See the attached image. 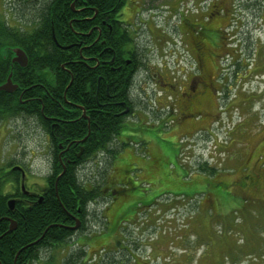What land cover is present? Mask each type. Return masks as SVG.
Wrapping results in <instances>:
<instances>
[{
    "label": "flooded vegetation",
    "instance_id": "flooded-vegetation-1",
    "mask_svg": "<svg viewBox=\"0 0 264 264\" xmlns=\"http://www.w3.org/2000/svg\"><path fill=\"white\" fill-rule=\"evenodd\" d=\"M20 1L26 4L24 11L27 16L21 19V24L30 26L26 32L36 33L44 26L49 29L54 43L63 42L60 48L67 52L62 67L70 80L67 86L73 80L71 70L73 66L74 68L78 66L85 84L79 95L83 98L82 101L65 98L57 103L62 112L61 116L46 115L43 112V103L48 107L54 105V101L48 100L45 89L42 94L36 93L33 100L34 104L37 100L41 103L40 115H22L32 119L44 133L49 172L53 164L52 141L60 138L61 132L65 142L59 143L57 148L63 173L66 165L80 167L89 164L91 157H84L87 153L84 144L91 132V122L98 132L103 130V117L106 115H110L111 122L117 123L119 120L121 125L117 130L115 126L110 134L111 141L107 147L113 152L112 155L107 158L109 155L106 157L103 152L105 158L101 160L106 162L105 167L98 169L102 170V174L100 173L97 179L82 180L87 190L95 189V198L92 202L95 205L102 204L101 211L98 212L95 208L90 212L88 205L85 213L80 212V209L76 211L77 213L66 212L69 224L65 227L72 234L62 246L66 253L60 258V263L129 264L123 257H130L135 253L129 249L127 243L121 244L112 239V245H109L110 247L107 245L112 231H115L114 227L118 229L120 223L123 224L132 217L127 209L119 217L110 213L116 195L126 193L131 184L130 178L128 176L125 178L122 170L113 167L115 153L123 147L122 141L127 138L124 127L139 125L141 117L145 116L147 119L148 117L156 119L160 129L176 134L178 142L190 139L206 140L214 136L213 126L218 123L219 110L236 97L235 93L240 85L238 77L241 65L238 62L239 58H234V54L240 53L242 43H239L237 33L232 30L237 19L229 18L234 0H112L108 5H93L89 0H64L65 2H56L50 7L47 19H42L43 8L44 4L51 0ZM21 20L18 18V21ZM21 28L25 31L28 27ZM165 43L169 44L166 50L163 46L160 48L161 44ZM70 48L75 49L69 50ZM168 53L169 62L173 67H170L171 69L167 62L164 63L165 68L162 66ZM44 71L52 75L48 69ZM86 79L93 81L92 92L89 91ZM231 82L235 84L229 87ZM15 83L19 86L18 82ZM117 85L123 87V93L119 97L114 92ZM36 86L33 84L30 87ZM229 88L233 89L232 93ZM22 90L24 89L19 86L20 103L25 102L21 101ZM86 97L87 100H84ZM28 103L30 104L31 100ZM97 154H93V157ZM13 167L17 168L12 170ZM114 169L121 174L118 179L116 173L113 174V178ZM0 177L8 179L7 183L13 187L12 193L8 194L13 200L12 210L15 211L16 227L17 218L24 209L31 210L43 204L45 198L51 194L47 176L39 180L35 173L30 172L28 167L21 163L6 164ZM58 177L53 183L54 186ZM243 177L249 180L246 183L242 182V188L235 190L236 192L258 190L260 179L258 173L255 176ZM234 181L229 179L224 185L230 186ZM171 183L174 186L178 185L174 180ZM208 186L211 189L209 194L207 191L209 199L202 201L204 203L201 202L198 208L201 204H206L205 208L214 209L217 204L223 202L214 191V186L211 188L209 183ZM107 203L111 205L108 211L103 213ZM151 204L152 202L149 203ZM124 217L126 219H123ZM3 218L8 220L10 217ZM111 222L113 226L109 229L107 226H110ZM107 232L109 235L105 234ZM120 232L125 241L128 239L127 236L132 234L128 227L122 228ZM86 233H93L92 242L88 241L87 245L84 241L80 245L75 243L79 236L82 235L84 238ZM4 234L6 233L0 228V239ZM42 237L43 233L34 243L38 252L33 263L43 259L45 263L52 264L58 254L56 252L58 246H46ZM89 248L100 252L90 256ZM107 249H110L108 251L110 254H106L108 256L102 259L100 253L101 251L106 253ZM16 259L17 254L12 264H15Z\"/></svg>",
    "mask_w": 264,
    "mask_h": 264
},
{
    "label": "rangeland",
    "instance_id": "rangeland-1",
    "mask_svg": "<svg viewBox=\"0 0 264 264\" xmlns=\"http://www.w3.org/2000/svg\"><path fill=\"white\" fill-rule=\"evenodd\" d=\"M25 7L20 0H0V20L12 27L27 26L25 31H28L30 26L21 24L27 16ZM231 9L229 18L237 19L232 30L242 43L240 53L234 54L241 65L240 85L236 97L219 110L218 123L213 126L214 136L206 140L178 142L176 134L160 129L156 119L145 116L141 117L139 125L124 127L127 138L115 153L113 167L122 170L131 184L126 193L116 195V204L110 213L119 217L127 209L132 217L120 223L118 229L114 227L107 245H112V239L127 243L137 254L133 264H264V0H234ZM18 18L22 20L18 21ZM168 45L161 44L160 48L163 46L166 50ZM169 54L162 66L167 62L168 67L173 68ZM12 56V53H2L0 57L7 62L0 60L11 63ZM232 84L235 82L229 87ZM230 91L232 93L233 89ZM45 141L41 128L27 116H9L0 120V175L6 164L17 162L43 180L49 174ZM229 151L235 152L237 159L242 157V163L246 161L245 166L253 176L258 173V190L235 191L249 178H242L245 175L240 171L243 164L228 171L229 166L224 163ZM223 152L226 157L221 162ZM93 156L78 172L83 179H97L102 171L98 169L103 167L104 153ZM208 164L215 167L216 172H221L212 176L197 168ZM170 167H179L175 173L181 177L171 172ZM114 173L116 179L121 176L117 169L112 175ZM229 179L235 181L226 187L224 182ZM172 180L178 185H172ZM208 183L211 188L214 186L223 202L214 209L205 208L206 204L198 208L202 201L209 199L207 191L209 194L211 189ZM12 189L10 183H5L1 192L7 195ZM9 199L8 194L6 200ZM110 205L107 203L102 212L108 211ZM95 208L101 211L102 204H92L88 211ZM112 224L107 228L110 229ZM125 227L132 231L127 241L120 232ZM86 234L84 238L79 236L75 243L80 245L84 241L87 245L88 241L92 242L93 233ZM105 234L109 235L108 232ZM109 250L106 253L101 251L102 259L110 254ZM56 252L52 264H61L60 258L66 250L60 247ZM88 252L91 256L100 251L89 248ZM127 261L131 264V260ZM35 264L48 263L39 259Z\"/></svg>",
    "mask_w": 264,
    "mask_h": 264
},
{
    "label": "trees",
    "instance_id": "trees-1",
    "mask_svg": "<svg viewBox=\"0 0 264 264\" xmlns=\"http://www.w3.org/2000/svg\"><path fill=\"white\" fill-rule=\"evenodd\" d=\"M112 0H89L91 4L96 5H108ZM57 3L65 2L64 0H51L49 3L44 4L43 18L47 19L46 15L49 12L50 7ZM70 2V1H69ZM68 2V3H69ZM67 5V3H66ZM63 42L58 44L51 40V34L49 29L42 26L39 32L28 33L21 30V28L12 27L5 20H0V54L12 53L13 47H20L28 56V63L25 67H19L16 64L6 63L7 59L0 60V82L6 78L11 72L12 81L18 82L19 86L24 89L22 94V100L25 102L20 103L18 101L19 86L13 93L0 92V120L6 119V117L19 115H40L39 100L34 104V98L36 93L42 94L43 89L46 90L48 100L54 101V105L47 106L43 103V112L47 114H54L61 116L62 112L58 108L57 103L62 102L65 98H72L76 101H82L79 95L82 93V89L85 86L82 80V73L78 70V66L71 67L73 80L69 86V75L63 69L65 62L66 50H62ZM70 48L69 50H74ZM44 69L52 72L50 75L45 72ZM92 74V73H90ZM89 74V75H90ZM88 76V72H86ZM89 84V91H93V81L85 80ZM1 82V83H2ZM37 83V84H36ZM33 84L37 85L36 88H31ZM38 84L42 85L39 86ZM123 87L117 85V90L114 91L119 97L122 93ZM65 95V97H64ZM40 99V98H38ZM89 99H92L89 97ZM31 100V103L28 102ZM87 100V97L84 98ZM117 123L110 121V115L103 117V130L98 132L96 126L91 122V132L87 136L85 141V150L87 151L85 158L91 157L93 154L104 152L106 157L109 158L112 155V151L109 150L107 145L110 143V134L114 131L116 126L119 128L120 122ZM53 142V164L52 168L47 175V180L51 185V194L48 198H45V202L41 205L33 207L31 210L24 209L19 216L17 227L7 232L9 226V219H16L14 216L15 211H9L6 205L7 195L2 194V189L7 183L8 179L0 177V228L6 233L0 239V264H12L13 258L17 254L15 264H30L37 256V248H35V241H37L43 233L42 239L46 246L52 247L57 245L58 248L62 247L66 241L71 237L72 232L65 227L68 223L66 212H76L80 209V212H86V207L92 205V199L95 198V189L87 190L84 187L79 171L85 168V166L77 167V165H69L65 167V171L61 173V166L58 159L59 143L65 142L62 138V132L60 138H57ZM63 144V143H62ZM71 151V150H70ZM70 158V156H68ZM106 162H103V166ZM105 167V166H104ZM103 167V168H104ZM205 168V169H203ZM200 172H214V169H209L205 165L199 166ZM60 174V175H59ZM102 174V173H101ZM211 174V173H210ZM59 176V177H58ZM57 178V183L54 186V181ZM77 213V212H76ZM83 213V215H84ZM89 216V215H88ZM95 220V219H94ZM83 221L86 223L85 219ZM63 248V247H62ZM135 255V254H134ZM134 255L125 257L126 260H133ZM23 258L21 262V258Z\"/></svg>",
    "mask_w": 264,
    "mask_h": 264
},
{
    "label": "water",
    "instance_id": "water-1",
    "mask_svg": "<svg viewBox=\"0 0 264 264\" xmlns=\"http://www.w3.org/2000/svg\"><path fill=\"white\" fill-rule=\"evenodd\" d=\"M13 56L11 57L12 64H18L20 67H25L27 65V57L25 52L20 47H13L11 49ZM17 89V85L12 82L11 72L6 76L3 83L0 84V92L13 93ZM62 174V173H61ZM7 207L9 211H12L13 200L7 201ZM9 220V226L7 232H11L15 229L16 223L12 219Z\"/></svg>",
    "mask_w": 264,
    "mask_h": 264
},
{
    "label": "crops",
    "instance_id": "crops-1",
    "mask_svg": "<svg viewBox=\"0 0 264 264\" xmlns=\"http://www.w3.org/2000/svg\"><path fill=\"white\" fill-rule=\"evenodd\" d=\"M236 156H237V154L235 152H232V151L227 152V158L225 160L224 165L226 167L229 166L228 167V169H229L228 171L233 170V168L235 170V167L237 165H239V164L242 165L243 164L244 166H241L242 168L240 169V171L241 172L243 171V174H245L247 176H249V175L253 176L251 170L248 167L245 166L246 161H244L242 163V157H241V159H237ZM176 169H179V167H176ZM176 169L169 168V170H171L172 172H174V174L177 175L180 178L181 176L178 173H175V172H177ZM232 172H230V173H232Z\"/></svg>",
    "mask_w": 264,
    "mask_h": 264
}]
</instances>
